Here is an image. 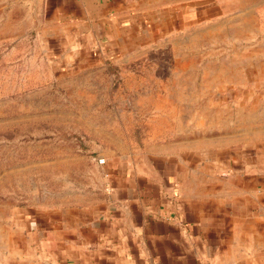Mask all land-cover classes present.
<instances>
[{"label": "crops", "instance_id": "0c3cea01", "mask_svg": "<svg viewBox=\"0 0 264 264\" xmlns=\"http://www.w3.org/2000/svg\"><path fill=\"white\" fill-rule=\"evenodd\" d=\"M17 3L21 13L28 8V29L36 30L45 62L77 78L129 61L155 41L166 44L231 20L255 19L257 32L264 31V0ZM173 74L180 80L170 89L196 92V70ZM243 84L241 93L264 92V82L248 90L250 82ZM237 86L207 88L235 93ZM248 105L237 110L248 120L207 125L204 132L190 102L177 103L171 124L162 107L140 117L131 110L127 124L137 127L138 138L127 132L115 140L142 145L101 150L89 196L26 206L10 264H264V100Z\"/></svg>", "mask_w": 264, "mask_h": 264}, {"label": "rangeland", "instance_id": "374dc122", "mask_svg": "<svg viewBox=\"0 0 264 264\" xmlns=\"http://www.w3.org/2000/svg\"><path fill=\"white\" fill-rule=\"evenodd\" d=\"M16 5L17 0H0V264L11 263L26 206L89 196L96 182L94 165L104 160L101 150L142 145V140H115L127 132L138 138L137 127L127 124L131 110L140 117L147 108L157 114L162 107L171 124L174 113H180L177 103L190 102L189 113L204 132L207 125L248 120L237 110L264 100V92L241 93L245 80L247 90L264 82V31L257 32L255 19L186 32L181 39H166L167 45L155 41L129 61L77 78L45 62L36 30L28 29V8L21 13ZM177 70L198 72L196 92L170 89L180 80L173 74ZM227 83H238L240 91L212 94L207 88ZM259 112L264 117V109Z\"/></svg>", "mask_w": 264, "mask_h": 264}, {"label": "built area", "instance_id": "2783aa9c", "mask_svg": "<svg viewBox=\"0 0 264 264\" xmlns=\"http://www.w3.org/2000/svg\"><path fill=\"white\" fill-rule=\"evenodd\" d=\"M99 162L102 163V160H100Z\"/></svg>", "mask_w": 264, "mask_h": 264}]
</instances>
